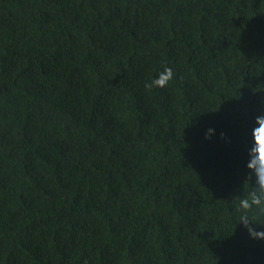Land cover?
I'll list each match as a JSON object with an SVG mask.
<instances>
[{
    "label": "trees",
    "instance_id": "obj_1",
    "mask_svg": "<svg viewBox=\"0 0 264 264\" xmlns=\"http://www.w3.org/2000/svg\"><path fill=\"white\" fill-rule=\"evenodd\" d=\"M257 116L264 0H0V264H264Z\"/></svg>",
    "mask_w": 264,
    "mask_h": 264
},
{
    "label": "clouds",
    "instance_id": "obj_2",
    "mask_svg": "<svg viewBox=\"0 0 264 264\" xmlns=\"http://www.w3.org/2000/svg\"><path fill=\"white\" fill-rule=\"evenodd\" d=\"M174 78L173 68L164 66L162 71L145 84V88H164ZM250 137L245 165L249 178L243 182L247 183L248 188H241L234 196L232 207L236 226L242 224L252 239H264V231L259 230L264 228V116L255 118Z\"/></svg>",
    "mask_w": 264,
    "mask_h": 264
}]
</instances>
